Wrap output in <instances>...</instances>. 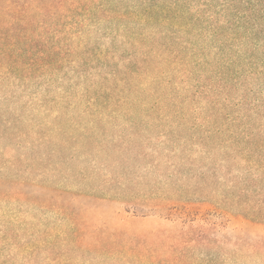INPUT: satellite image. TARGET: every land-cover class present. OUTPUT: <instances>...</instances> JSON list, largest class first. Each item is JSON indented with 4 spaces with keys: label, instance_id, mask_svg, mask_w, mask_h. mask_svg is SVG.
<instances>
[{
    "label": "rangeland",
    "instance_id": "1",
    "mask_svg": "<svg viewBox=\"0 0 264 264\" xmlns=\"http://www.w3.org/2000/svg\"><path fill=\"white\" fill-rule=\"evenodd\" d=\"M250 3L1 19L0 264H264V47L215 32Z\"/></svg>",
    "mask_w": 264,
    "mask_h": 264
},
{
    "label": "trees",
    "instance_id": "2",
    "mask_svg": "<svg viewBox=\"0 0 264 264\" xmlns=\"http://www.w3.org/2000/svg\"><path fill=\"white\" fill-rule=\"evenodd\" d=\"M31 1L32 0H4L3 2L6 3L5 6L2 3V0H0V15L4 13V16L0 17V21L2 18H8V20H11L14 23H16L17 21H19V23H22L28 18V11H29L28 3H30ZM250 2H252V0H249V3ZM250 5L252 4L250 3ZM246 18L247 20L245 18H241L238 21H235L234 22L235 24L232 23L229 29L227 30H222L224 29V27H221L219 28V30H215V32L217 35L222 34L223 36H225L226 34L230 35L231 32L233 31L238 34V36L236 34V38L235 36H231V35L226 38V42L228 46L231 44L234 45L236 41H239L240 42L239 45L245 43L250 46V44L254 43V46L256 48L264 47V1L257 0V2H255L251 6V8H249V12L246 13ZM250 59H252V61L249 62L250 68H252L253 71L258 72V74L264 76V55L261 56L260 58H257V60L255 58V55H252L250 56ZM251 71L252 70L250 69V72ZM219 77L225 79L226 72H222ZM219 216L224 220L225 214L223 212L219 213L217 215V218ZM246 218L251 219L248 222L254 220L249 217ZM245 224H246L245 226H247V221L245 222ZM210 226L217 227L218 224H211Z\"/></svg>",
    "mask_w": 264,
    "mask_h": 264
}]
</instances>
